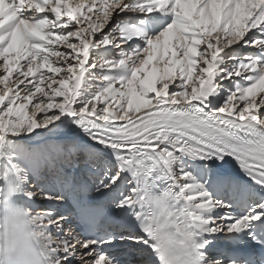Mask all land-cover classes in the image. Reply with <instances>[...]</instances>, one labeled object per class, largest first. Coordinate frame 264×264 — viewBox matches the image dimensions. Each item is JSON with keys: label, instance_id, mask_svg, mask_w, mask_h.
<instances>
[{"label": "snow or ice", "instance_id": "obj_1", "mask_svg": "<svg viewBox=\"0 0 264 264\" xmlns=\"http://www.w3.org/2000/svg\"><path fill=\"white\" fill-rule=\"evenodd\" d=\"M0 173L56 264H264V0H0Z\"/></svg>", "mask_w": 264, "mask_h": 264}, {"label": "clouds", "instance_id": "obj_2", "mask_svg": "<svg viewBox=\"0 0 264 264\" xmlns=\"http://www.w3.org/2000/svg\"><path fill=\"white\" fill-rule=\"evenodd\" d=\"M22 190L16 177L0 173V264H56L51 237L19 198Z\"/></svg>", "mask_w": 264, "mask_h": 264}, {"label": "rangeland", "instance_id": "obj_3", "mask_svg": "<svg viewBox=\"0 0 264 264\" xmlns=\"http://www.w3.org/2000/svg\"><path fill=\"white\" fill-rule=\"evenodd\" d=\"M241 51H250V49H242ZM34 139L35 138H32L31 140H27L26 143H28L29 146H31V147H38V146L42 145L45 142L43 139H40V138L39 139H35V140ZM85 168H86V165H85V162H84V157L81 156L79 158L78 167H76V168L71 170L72 171V175L75 178H77V179L81 178L84 175ZM79 173L81 175L80 177L78 176ZM35 185H36V181L33 180L31 185H30V187L35 189ZM32 207H33L34 211L39 212V211L49 210L50 208H53L54 205H52L50 202L42 201L40 199V197L38 196L37 199L34 202H32ZM72 224L75 226L76 225L75 221Z\"/></svg>", "mask_w": 264, "mask_h": 264}, {"label": "bare ground", "instance_id": "obj_4", "mask_svg": "<svg viewBox=\"0 0 264 264\" xmlns=\"http://www.w3.org/2000/svg\"><path fill=\"white\" fill-rule=\"evenodd\" d=\"M37 131H39V130H37ZM33 138H35V139H39L38 137H33ZM35 139H34V140H35ZM36 141H37V140H36ZM36 141H35V142H36ZM38 141H39V140H38ZM35 145H36V144H35ZM32 146H33V145H32ZM69 207H71L70 204H69Z\"/></svg>", "mask_w": 264, "mask_h": 264}]
</instances>
